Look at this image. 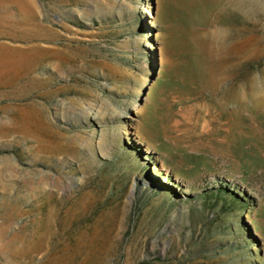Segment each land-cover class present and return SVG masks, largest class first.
Instances as JSON below:
<instances>
[{
    "label": "rangeland",
    "instance_id": "rangeland-1",
    "mask_svg": "<svg viewBox=\"0 0 264 264\" xmlns=\"http://www.w3.org/2000/svg\"><path fill=\"white\" fill-rule=\"evenodd\" d=\"M0 264H264V0H0Z\"/></svg>",
    "mask_w": 264,
    "mask_h": 264
}]
</instances>
